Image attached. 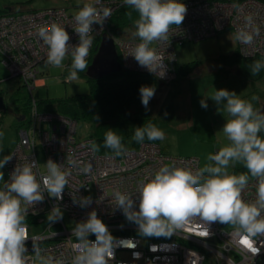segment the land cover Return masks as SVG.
<instances>
[{
	"label": "clouds",
	"instance_id": "clouds-1",
	"mask_svg": "<svg viewBox=\"0 0 264 264\" xmlns=\"http://www.w3.org/2000/svg\"><path fill=\"white\" fill-rule=\"evenodd\" d=\"M120 4L128 6L129 16L132 11L138 14L132 35L139 40L126 54L132 55L155 76L164 78L167 74L165 57L153 46V42L167 39L171 26L182 23L187 11L184 0H120ZM113 11L112 7L103 6V0H86L73 16L74 24L71 26L79 36L76 44L69 43L65 24L53 22L38 26V39L47 46L45 62L60 67L68 60L66 80L75 81L88 65L87 57L95 38L93 23L102 24L105 18L112 16ZM252 23L253 17L246 16L245 27L237 29L234 39L251 44L256 33L248 31L247 26ZM261 69H264V59L252 62L251 73L256 74ZM214 89L206 96L228 113L229 118L225 119L221 129L230 143L210 153L207 158L210 162L195 170L175 163L161 165L149 177L137 182L135 193L139 195L138 202L133 200V193L120 189L113 191L110 200L112 205L122 210L127 220L138 226L143 236H171L185 221L199 216L203 223L220 221L235 226L236 231L250 242L254 254L258 248L251 245L256 237L264 235V135H261L264 132V112L254 109L251 100L242 98L234 90L224 87ZM138 91L141 103L147 109L149 100L155 94V86L141 84ZM200 104L205 108L208 106L203 96ZM3 136L4 131L0 129V138ZM145 138L149 141L163 140L165 133L149 120L136 126L132 135L137 142H143ZM90 143L93 150L98 147L94 141ZM103 144L116 156L127 151L121 136L112 128L104 133ZM11 158V154L0 155V168ZM238 161L248 172L237 174L229 171V166ZM68 164L91 174V163L69 157ZM43 169V172L39 171L37 161L31 159L16 163L9 179L0 186V264H27L25 240L28 227L25 220L29 207L43 201L45 191L57 201L63 199L62 193L69 183V168L48 158L43 162ZM249 174L257 178L255 198L251 200L241 195L249 182ZM2 178L3 173L0 172ZM71 194L73 202L81 207L92 202L90 195ZM134 203L138 206L134 207ZM63 215L61 206L53 204L46 219L55 222ZM71 231L76 237L71 264H108L109 259L114 257L117 244L125 245L128 240H117L95 209L90 210L86 218L77 221ZM90 233L95 235V239H89ZM196 235H209L208 228ZM151 247L155 249L157 246ZM33 251L39 264H66L62 256L45 257L35 246Z\"/></svg>",
	"mask_w": 264,
	"mask_h": 264
},
{
	"label": "built area",
	"instance_id": "built-area-1",
	"mask_svg": "<svg viewBox=\"0 0 264 264\" xmlns=\"http://www.w3.org/2000/svg\"><path fill=\"white\" fill-rule=\"evenodd\" d=\"M184 3L187 11L182 23L171 26L167 39L153 43L165 57L167 74L169 70L173 72L174 59L167 61L166 55L169 56L170 52L171 56L174 55V44L214 36L225 29H230L234 34L238 28L245 27V17L248 15L253 17V23L247 26V30L256 33L254 41L246 45L236 40V48L244 57L264 56L263 0H184ZM119 5L120 0H103V6H110L114 10ZM79 7L73 10L64 7L40 8L28 12L17 10L0 15L2 62L9 74L22 79L29 91L35 86V75L40 70L37 62L46 56L47 49L38 39L37 27L53 22L65 24L69 43L73 44L71 40L78 43V33L71 25L74 24L73 16ZM107 20L105 18L102 24L93 23L94 36L108 31ZM138 40V37L116 38L118 53L123 58L121 66L154 75L132 55L126 54ZM30 97L29 111L23 124L17 128V141L9 153L12 158L5 163L6 177L0 186L9 179L16 163L35 160L39 171H44L43 163L38 160V146L44 154L43 162L52 158L68 167L70 174L62 200L57 201L45 191V199L29 207L25 220L28 227V237L25 240L27 264H39L33 246L39 248L41 255L45 257L62 256L66 264H71L73 244L76 241L71 229L77 221L86 218L92 209L96 210L117 240L128 239L125 245L117 244L114 257L109 259L108 264H264V235L255 238L251 246L257 247L258 252L253 254L250 242H246L245 236L238 233L235 226L220 221L203 223L197 216L185 221L171 236H143L139 233L138 226L127 220L118 206L111 204V195L115 189L133 193V200L138 202L139 195L135 193L138 181L149 177L163 164L175 163L195 170L200 167L197 157L171 155L162 151L158 143L148 141L139 142L136 147H128L120 156L100 153L93 150L90 143L93 141L92 137L76 138L78 123L75 119L40 110L36 99L32 95ZM69 157L91 163V174L69 165ZM37 178L40 179V176ZM256 183V177H249V182L241 193L244 199L255 198ZM72 192L90 195L92 202L81 207L73 202ZM53 204L61 206L63 218L47 222L36 232L34 228L47 221V212ZM133 206L138 205L134 203ZM206 227L209 235H196L204 232ZM53 232L56 233L55 236L51 235ZM89 239H95L93 233L89 234ZM152 245L157 247L153 249Z\"/></svg>",
	"mask_w": 264,
	"mask_h": 264
},
{
	"label": "rangeland",
	"instance_id": "rangeland-1",
	"mask_svg": "<svg viewBox=\"0 0 264 264\" xmlns=\"http://www.w3.org/2000/svg\"><path fill=\"white\" fill-rule=\"evenodd\" d=\"M23 1L27 0H0V9L18 10L23 8L21 10L28 12L40 8L64 7L67 10H73L86 2V0H31L30 3L25 4L31 8H26V6H22L23 4L17 3ZM109 19L110 17H108L107 25ZM133 31H135V24L126 31L127 34H123L124 37L111 35L109 30L105 31L109 32V36L113 39L120 68L123 58L118 53L119 46L117 47L116 38L130 37ZM102 33L95 35L87 59L90 56L92 59L95 54ZM232 33L230 29H225L214 36L174 44V55L171 56V52L169 56L164 54L167 61L172 58L176 61V70L175 68H173V72L169 70V74H166L162 79L155 76L160 85L155 89V94L149 100L147 107L149 113L157 118V126L165 133L163 140L158 139L162 151L171 155L197 157L200 167L210 162L207 159L210 153L230 143L221 129L225 119L229 118L228 113L206 95L213 92L214 88L224 87L234 90L242 98L251 100L254 109L259 110L264 102V77H259L258 73L246 72L241 61L228 57L235 50L236 40ZM45 57L37 62L40 70L36 72L35 86L32 90L37 98L56 100L89 91L90 80L86 77L78 75V78L73 82L66 80L68 60L60 67H53L45 62ZM42 64L43 68H41ZM262 71L264 75V69ZM9 75V70L0 58V78H3L0 88L3 91L12 90V88L23 84L22 79L13 75L9 77ZM38 78L42 80L39 85L37 84ZM23 86L18 87L19 91L26 94L27 88ZM202 96L207 100L206 108L200 104ZM253 96L256 98L253 99ZM3 98L6 109L0 113V129L4 131V136L0 138V146L3 147L0 155L9 154L17 141L16 109L22 103L20 100L15 103L11 102L8 95ZM25 114L21 118L25 117ZM22 119L25 120V118ZM90 131V124L80 120L77 124L76 138L87 137ZM261 135H264V132ZM37 150L38 160L43 163L44 154L39 146ZM238 166H244V164L238 161L229 166V171L231 172L232 168ZM0 172L3 173V178L0 179L1 184L6 177L5 164L3 168H0ZM47 222L36 226L34 228L36 232L41 230Z\"/></svg>",
	"mask_w": 264,
	"mask_h": 264
},
{
	"label": "trees",
	"instance_id": "trees-1",
	"mask_svg": "<svg viewBox=\"0 0 264 264\" xmlns=\"http://www.w3.org/2000/svg\"><path fill=\"white\" fill-rule=\"evenodd\" d=\"M30 2L31 0L17 3L23 4L22 6H24ZM129 10L127 5L122 4L114 10L108 21L107 27L111 35L124 37L123 34H127L126 31L135 24L134 21L138 14L132 11V15L129 16L127 14ZM7 11L10 10L7 8L0 9V15ZM129 38L135 37L130 35ZM228 57L236 59V61H241L245 66V71L250 73L252 62L264 56L256 55L244 57L241 56L237 48H235L234 52ZM0 58L2 62L1 55ZM90 59L91 56L88 61ZM175 64L176 61H173V68L176 67ZM66 68L68 69V67ZM258 74L259 77H264L262 69ZM79 75L90 80L89 91L87 93H78L71 97L59 98L56 100L40 99L37 98L36 94H34V96L36 97L40 110L71 117L75 119L77 123L80 120L88 122L91 128L89 137H92L93 141L98 145L96 148L98 152L113 153L110 148L105 147L103 144L104 133L108 128H112L113 131H116L121 136L122 143L128 148L136 147L139 143L132 139L133 131L136 126L146 123L149 120L157 125L156 117L150 114L141 103L138 91L141 84H151L154 85L156 89L160 84H158V80L155 79L154 75L143 71L125 69L123 66H121L120 71L109 73L97 79L88 78L85 75V70L80 72ZM20 86H23V84H20L16 88H12V90L3 91V89L0 88V95L4 97L8 95L11 102L14 103L18 100L22 102L16 109L18 127L24 122L21 116L25 114V111H27L26 114L28 113L31 100L28 92L23 94L19 91L20 88L18 87ZM2 111H0V113ZM144 141L158 143V139L149 141L145 138ZM231 172L238 174L240 172H248V169L245 166H238L232 168ZM249 177L252 176L249 174Z\"/></svg>",
	"mask_w": 264,
	"mask_h": 264
},
{
	"label": "water",
	"instance_id": "water-1",
	"mask_svg": "<svg viewBox=\"0 0 264 264\" xmlns=\"http://www.w3.org/2000/svg\"><path fill=\"white\" fill-rule=\"evenodd\" d=\"M119 69L120 63L113 39L108 33L103 32L97 50L85 69V75L88 78L97 79L109 73L117 72ZM5 108L4 98L0 95V111L5 110ZM259 111L264 112V102L261 104Z\"/></svg>",
	"mask_w": 264,
	"mask_h": 264
},
{
	"label": "bare ground",
	"instance_id": "bare-ground-1",
	"mask_svg": "<svg viewBox=\"0 0 264 264\" xmlns=\"http://www.w3.org/2000/svg\"><path fill=\"white\" fill-rule=\"evenodd\" d=\"M22 21H24L25 23H26V21L23 19ZM72 41V43L73 44H76L73 40H71ZM43 58V57H42ZM42 58H40V59H42ZM40 59L38 60V61H40ZM132 70V69H131ZM11 75H9V77H10ZM36 76V75H35ZM33 88H34V86L30 89V91L27 89V91H28V94L29 95H32L35 99H36V97L34 96V94L32 93V90H33ZM26 117V116H25ZM25 117H22V118H25ZM95 236V235H94Z\"/></svg>",
	"mask_w": 264,
	"mask_h": 264
},
{
	"label": "crops",
	"instance_id": "crops-1",
	"mask_svg": "<svg viewBox=\"0 0 264 264\" xmlns=\"http://www.w3.org/2000/svg\"><path fill=\"white\" fill-rule=\"evenodd\" d=\"M24 6H26V8H31V7H29V5H24ZM11 9V8H10ZM21 9H23V8H21ZM21 9H18V10H21ZM15 11H17V9H15ZM225 31V30H224ZM223 32V31H222ZM232 32V31H231ZM233 34V33H232ZM233 36H234V34H233ZM235 48H236V42H235ZM41 68H43V64H42V67ZM42 82V80L40 79V78H38V80H37V84L39 85L40 83ZM157 119V118H156Z\"/></svg>",
	"mask_w": 264,
	"mask_h": 264
},
{
	"label": "snow or ice",
	"instance_id": "snow-or-ice-1",
	"mask_svg": "<svg viewBox=\"0 0 264 264\" xmlns=\"http://www.w3.org/2000/svg\"><path fill=\"white\" fill-rule=\"evenodd\" d=\"M247 242V241H246Z\"/></svg>",
	"mask_w": 264,
	"mask_h": 264
}]
</instances>
